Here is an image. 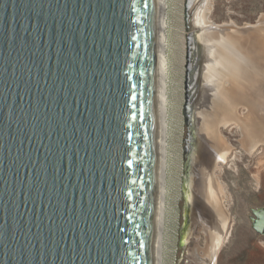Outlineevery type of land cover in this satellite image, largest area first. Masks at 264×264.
<instances>
[{"label":"water","instance_id":"obj_1","mask_svg":"<svg viewBox=\"0 0 264 264\" xmlns=\"http://www.w3.org/2000/svg\"><path fill=\"white\" fill-rule=\"evenodd\" d=\"M200 3L186 0L193 86L195 29L228 44L194 23ZM185 113L189 144L190 94ZM159 169L156 0H0V264H157ZM194 169L185 242L209 211Z\"/></svg>","mask_w":264,"mask_h":264},{"label":"rangeland","instance_id":"obj_2","mask_svg":"<svg viewBox=\"0 0 264 264\" xmlns=\"http://www.w3.org/2000/svg\"><path fill=\"white\" fill-rule=\"evenodd\" d=\"M202 2L203 3H201L198 9L195 12H192L193 18L196 14V17H198L201 13L202 6L206 5L204 10L205 13L202 11L204 16H208V20H210V25L216 23L221 25L222 27L228 28V30L224 32L225 36L228 33L233 32L232 29L237 27H240L239 33L232 34L237 35V38L244 37L246 39H252L253 35L256 34V36L259 38V41L255 40V48L260 53L256 50V52H250L249 55L253 54L250 58L259 61L262 63L261 65H264V0H204ZM185 6V0H167L166 10L169 25L167 32L169 43V62L167 69L169 79L168 94L169 100L171 101L169 102V106L170 113L172 116V122H175H173L172 125L173 128H175L174 132H176L173 134L172 142V153L174 155L172 163V179L175 182L177 181V183L179 184L178 188L182 194L178 202L179 223L177 231L178 237L176 239L178 243L176 242L177 249L174 256V264H208L211 259L215 260V264H264V236H261L259 232L254 229L252 221V218H254L253 211L258 208L263 209L261 206H264L263 83L258 89V105H253L254 110L256 112L254 119H256L255 121H258L255 122V124L257 123L256 125H258V128L259 126L262 128V130L261 128H259L261 132L260 136H257V132L259 130L254 132L256 138L253 137V148H251V144L250 146L248 145L249 142L247 144V137H244L245 145L243 144L244 142L242 138V133L239 129L236 135L232 133V124L227 127L222 124H219L218 127V134L223 138L224 142L227 143L224 144L229 146V149L227 151V157L225 156L223 162L219 163L213 170V175L219 178V180H217V178L215 177V181H217L215 182V184L221 182L220 184H218L219 186L216 185V187H218L217 189L222 187L221 190L224 193L220 189L217 190L218 192L221 191V193L217 192L218 195L216 194L215 200H212L214 201V203H212L211 201L210 205L220 211L221 215L224 217L226 221L225 230H227L228 228L230 229L229 237L226 239L225 242L220 244L219 248L217 249L216 246L213 244L214 240H216L215 234H211L212 236L209 237V234L205 232L203 225L196 224L190 239L186 243H182L183 236L187 232V226L182 229L185 214V195L182 192L185 176L189 174L190 155L192 153L191 148L190 150L187 149L189 127L185 108L188 103L189 94L190 99L193 100L194 98L192 97V91L190 92V90H188V83L193 84V81L190 82L189 80L188 82L189 73L187 68L189 39L188 37L190 31H193V28L190 27L191 22L187 21ZM245 30L248 31V34H246V32H243ZM219 35H221V33L215 30L197 32V39L200 41V52L204 55H207V58H204L203 60L205 61L203 65V71H205V63L208 61V58L211 54V46H213V44L215 46V43L211 41V38L215 37L220 39V37L222 36ZM255 66L253 68L252 66L249 68V71L254 76L256 75V73L254 72V70L256 69ZM263 79L264 78H261V80ZM203 84L204 83L202 80V86ZM236 90L237 88H234V90L232 91V103L242 104L236 101L233 95H237V97L239 96V98H245L246 95H244V92L242 90H239L238 95V93L236 94ZM203 95L204 92L201 93L199 97V102L202 100ZM238 109L241 114L240 117L243 118V121L248 122L249 111L246 110L245 104L240 105ZM195 110V112L197 113L198 108L196 107ZM245 114H247V116ZM217 121H219V119H217ZM240 122L242 123V125H245L243 126L244 128L250 127L249 125L244 124L241 119ZM203 133L204 132H202L201 130V135ZM224 144H222V150L225 149ZM200 156V153L196 155V161ZM205 158L206 157L204 156V165H209V161L207 160V158L205 160ZM220 197L222 199H220ZM207 241H211L212 245L210 244V242ZM210 255L212 258L209 257ZM216 255L218 256V259Z\"/></svg>","mask_w":264,"mask_h":264},{"label":"bare ground","instance_id":"obj_3","mask_svg":"<svg viewBox=\"0 0 264 264\" xmlns=\"http://www.w3.org/2000/svg\"><path fill=\"white\" fill-rule=\"evenodd\" d=\"M199 1L203 3L202 1L204 0H199ZM205 7L206 5L202 6V10L200 13L201 16L199 15L198 17H196L197 15L196 14L193 18L194 23L196 25L203 26V29H205L206 26L210 25L209 24L210 20H208V16L207 15L204 16L203 14ZM166 8H167V0H156L159 106H160V169H159L157 264H174L175 262L174 256L177 249L176 239L178 237L177 231H178V223H179L178 202L180 196L182 195L181 191L178 188L179 184L177 183V181L175 182L172 179L173 176L172 163L174 159V155L172 153L173 152L172 142H173V134L176 132H174L175 128H173L172 125L174 121L172 122V116L170 113V106H169V102L171 101L169 100V94H168L169 79H168L167 69L169 62V58H168L169 43H168L167 32L169 25H168ZM192 11L193 10H191L190 12L192 13ZM232 30L233 32L230 31L231 33H228V44L226 43V41L223 40L224 39L223 37H220V39H222L223 42H221L220 39L218 38L215 37L211 38V41H213L215 45L216 44L219 45L220 43L222 44H220L217 47V49L215 48L216 46H214V44L213 46H211V54L210 57L208 58V61L205 63V71L202 78L204 83L203 86L205 87L204 95L202 96L203 97L202 100L200 102L198 101V105H197L198 108L204 109L202 111L201 110L199 111L198 109L196 113L197 122H198V135L200 137L199 139L201 140V138H203V140L207 141L212 147H214L212 150L214 154H211L210 160L208 159L209 165H204L203 159L204 156L207 157V154L204 153L203 151L202 152L200 151L201 156L197 159V161L196 159L194 160L192 158L194 157V155L199 154L196 153V149H194V147L190 155V159L193 161L194 167L196 165L197 175L195 176H197V180L195 176L194 179L198 181L197 186L201 185V187H199L200 192L197 193L199 194L200 197L202 196L205 205L209 207V211L203 213L204 215H207V217L204 220L198 217L200 211L197 210L198 213L197 214L195 213L194 215L195 222L196 220L197 222L199 221L203 222V227L206 226L207 230L205 232L209 234V237L215 234L216 240H214L213 244L216 246L217 249L219 248L220 244H222V237L225 231L226 221L224 217L221 215V212L218 211L215 207L210 205L211 201L215 200V196L218 192L217 190L219 189L221 190L222 188L221 187L217 189L218 187H216V185L220 184L221 182L219 181L220 183L215 184V182H217L215 181L216 180L215 177L217 178V180H219V178L213 175L214 174L213 170L219 163L223 162L225 156L227 157L228 155L227 151L229 149V146L224 144L226 142H224L223 138L218 134L219 124L227 126L228 123L229 124L234 123V125H236L242 133V138L244 142L243 144L245 145L244 137H247L248 140L247 144L249 142L248 145L250 146L251 144L252 146L251 148H253V141H254L253 137L256 138L254 132L259 130L257 132V136H260L261 133L259 129L261 127L259 126L258 128V125H256L257 123L255 124V122L258 121H255L256 119H254L256 112L254 110L253 105L254 104L258 105L259 102L258 89L260 88V85H262V83L264 84V79L261 80V78H264V70H263L264 65H261L262 63L256 61L255 59H251L250 57H252L253 54L249 55L250 52L252 51L256 52L257 49L255 48L256 47L255 40L259 41V38L256 36V34L253 35L252 39H249L248 37H247L248 39L244 37L237 38V35H232V34H237L239 33L240 30L239 31L238 30L236 31L234 29ZM243 32H246V34H248V31L246 30ZM245 40H247L248 42ZM251 66L252 68L254 66L256 67V69L254 70V72L256 73L255 76L249 71V68ZM235 87L237 88L236 94L238 93L239 95V90L240 91L242 90L244 92V95H246L245 98L244 97L239 98V96L237 97V95H233L235 100L242 104L232 103L233 93L231 90H234ZM211 90L213 91V93L215 91V97L218 98L217 101H215L216 98L211 96L210 93ZM191 91L193 93V84H192V88L190 89V92ZM190 101L192 105V99H190ZM243 104H245L246 110L249 111L248 113L249 119L247 118L248 122L243 121V118L240 117L241 114L238 108L240 105ZM206 107H208L209 110H206ZM245 115L247 116V114ZM217 119H219V121H217ZM240 119L244 124H247L250 127L244 128L243 126L245 125H242ZM201 130L202 132H204L202 134L203 136L201 135ZM222 144H224L225 146L224 147L225 149L223 150H222ZM201 150H203L202 146H201ZM221 191L219 192L221 193ZM220 199L222 198L220 197ZM212 203H214V201H212ZM207 242H210L211 244V241H207ZM209 257H211V255ZM208 264H215V260L211 259Z\"/></svg>","mask_w":264,"mask_h":264},{"label":"flooded vegetation","instance_id":"obj_4","mask_svg":"<svg viewBox=\"0 0 264 264\" xmlns=\"http://www.w3.org/2000/svg\"><path fill=\"white\" fill-rule=\"evenodd\" d=\"M194 31V30H193ZM197 32H198V30H196L195 29V60L197 61V64H199V76H200V78H199V80H198V83L196 84V86L194 85L193 86V100H192V106H193V111H196V110H194L196 107H197V102L199 101V97H200V95H201V93L202 92H204V90H205V87L204 86H202V78H203V74H204V71H203V65H204V62L205 61H203L202 60V58H201V62H198V59H200V56H201V50H200V41L197 39ZM201 65V66H200ZM198 70V69H197ZM236 88V87H235ZM231 91H233V90H231ZM210 92V91H209ZM211 96L212 97H214V98H216V100L215 101H217L218 100V98L217 97H215V91H214V93H213V91L211 90ZM198 108V107H197ZM199 109V111L201 110H204V109H200V108H198ZM206 110H209L208 109V107H206ZM211 112V111H210ZM243 116V115H242ZM233 126H232V133L233 134H237L238 133V127L236 126V125H234V123H231ZM231 124H229L228 123V125L227 126H230ZM226 126V127H227ZM198 138H200V137H198ZM189 146H190V148L192 149V151H193V147L196 149V153H200V151L202 152H204V153H206L207 154V160L209 159L210 160V158H211V150H213V148L214 147H212L207 141H205V140H203L202 138H201V140L200 139H198V141L197 140H194V138L192 137L191 139H190V142H189V144H188ZM232 145V144H231ZM201 146H202V149L203 150H201ZM211 149V150H210ZM194 160L196 159V155H194V157H192ZM206 158H205V160H206ZM204 160V159H203ZM208 160V161H209ZM196 162V161H195ZM193 168H194V163H193V161L190 159V166H189V173H190V171L191 170H193ZM195 173H194V175H197V173H196V170L194 171ZM189 175V174H188ZM187 175V176H188ZM187 176H185V180H184V184H183V193H184V195H185V204H186V190H185V185L187 184V181H186V178H187ZM196 177V180H197V176H195ZM197 183H198V181H197ZM196 186H197V184L195 185V189H194V191H195V193L199 196V192H200V190H199V188H198V186H197V188H196ZM198 192V193H197ZM184 207H185V205H184ZM254 212V211H253ZM203 213H206V211L204 210V212ZM210 215V214H209ZM206 217H207V215H205ZM209 217V216H208ZM254 218H258V216L254 213ZM252 221H254V219L252 218ZM198 224H202V223H198ZM203 225V224H202ZM254 227V226H253ZM185 228V214H184V222H183V224H182V229H184ZM255 229V228H254ZM230 229L228 228L227 230H225L224 231V233H223V237H222V243L223 242H225L226 241V239L229 237V231ZM256 230V229H255ZM257 231V230H256ZM231 236V235H230ZM185 235L183 236V240H182V243L183 242H185ZM186 243V242H185ZM219 252H220V250H219ZM219 252H218V255H219ZM217 259H218V256H217Z\"/></svg>","mask_w":264,"mask_h":264},{"label":"crops","instance_id":"obj_5","mask_svg":"<svg viewBox=\"0 0 264 264\" xmlns=\"http://www.w3.org/2000/svg\"><path fill=\"white\" fill-rule=\"evenodd\" d=\"M264 205V204H263ZM263 209H264V206H261ZM259 234L261 235V236H264V233H260L259 232ZM261 243V242H260Z\"/></svg>","mask_w":264,"mask_h":264}]
</instances>
